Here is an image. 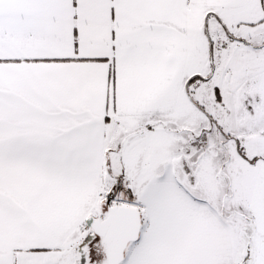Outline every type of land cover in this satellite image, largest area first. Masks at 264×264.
<instances>
[{"label":"snow or ice","instance_id":"1","mask_svg":"<svg viewBox=\"0 0 264 264\" xmlns=\"http://www.w3.org/2000/svg\"><path fill=\"white\" fill-rule=\"evenodd\" d=\"M0 264H264V0H0Z\"/></svg>","mask_w":264,"mask_h":264}]
</instances>
